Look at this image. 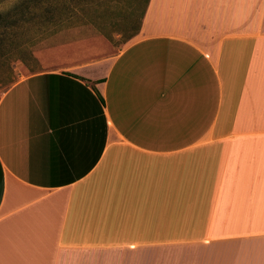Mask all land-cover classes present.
<instances>
[{"label":"crops","instance_id":"1","mask_svg":"<svg viewBox=\"0 0 264 264\" xmlns=\"http://www.w3.org/2000/svg\"><path fill=\"white\" fill-rule=\"evenodd\" d=\"M136 10L0 98V264H264V0Z\"/></svg>","mask_w":264,"mask_h":264},{"label":"rangeland","instance_id":"2","mask_svg":"<svg viewBox=\"0 0 264 264\" xmlns=\"http://www.w3.org/2000/svg\"><path fill=\"white\" fill-rule=\"evenodd\" d=\"M18 1L20 0H0V11L7 10ZM142 3L143 0H117L116 2L114 0H58L57 4H66L68 7H72L73 15H66L64 13L66 9H59L61 5H58L53 9L50 6L49 11L38 13L37 16L31 18V22L34 20L49 25L48 31L44 35L41 34V37L32 46V52L40 55L44 53L45 57L51 58L53 56L52 49L56 48L58 43L71 42L74 37H77L79 41H84V47L90 45L95 47L97 43L94 40V34H104L110 38L111 40L103 42V45H107L108 50L117 51L125 44L127 36L132 30L130 27L132 21L129 23V20L133 15V17L137 15L139 10L137 11L136 8L137 6L140 8ZM48 4H50L48 0L27 2L29 10H38ZM132 6L134 14L130 12ZM55 23H60L63 26L60 25L62 27L53 31L52 25ZM18 63L19 61L13 63L16 81L29 72L41 68L34 58L27 59L24 65ZM10 86L0 90V98ZM103 261V258H99L96 264H103Z\"/></svg>","mask_w":264,"mask_h":264},{"label":"trees","instance_id":"3","mask_svg":"<svg viewBox=\"0 0 264 264\" xmlns=\"http://www.w3.org/2000/svg\"><path fill=\"white\" fill-rule=\"evenodd\" d=\"M32 0H20L5 11H0V90L12 85L16 81V73L13 63L20 61L25 63L27 59H33L32 46L48 31L49 25L44 22L32 21L31 18L38 13H44L61 5L59 9L65 10L66 15H73L74 9L66 4H57L58 0H48L38 10H29L27 2ZM146 4L147 0H143ZM37 14V15H36ZM62 24L52 25L53 31ZM35 60V59H34Z\"/></svg>","mask_w":264,"mask_h":264}]
</instances>
